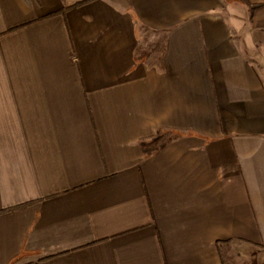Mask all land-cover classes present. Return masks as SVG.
<instances>
[{
  "label": "crops",
  "instance_id": "1",
  "mask_svg": "<svg viewBox=\"0 0 264 264\" xmlns=\"http://www.w3.org/2000/svg\"><path fill=\"white\" fill-rule=\"evenodd\" d=\"M219 241L264 264V0H0V264Z\"/></svg>",
  "mask_w": 264,
  "mask_h": 264
},
{
  "label": "trees",
  "instance_id": "2",
  "mask_svg": "<svg viewBox=\"0 0 264 264\" xmlns=\"http://www.w3.org/2000/svg\"><path fill=\"white\" fill-rule=\"evenodd\" d=\"M250 8H252V6ZM60 11H62V9ZM49 15H52V14H49ZM168 138H169V134L167 132H162L160 134H157V136H155L153 139H151L148 142H143V143L141 142V149H142L143 154L148 155L152 153L153 151L159 149L161 146H163L166 143ZM217 246L219 248L220 259H221L222 264H227L228 258L226 255H224L221 249L223 246V242L221 241L217 242Z\"/></svg>",
  "mask_w": 264,
  "mask_h": 264
}]
</instances>
